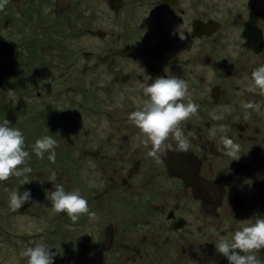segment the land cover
<instances>
[{
	"label": "rangeland",
	"instance_id": "rangeland-1",
	"mask_svg": "<svg viewBox=\"0 0 264 264\" xmlns=\"http://www.w3.org/2000/svg\"><path fill=\"white\" fill-rule=\"evenodd\" d=\"M157 17L169 20L167 14L157 13ZM173 21L171 33L179 39L182 18L175 16ZM153 29L152 37V0H115L112 4L109 0H7L0 10V124L6 119L11 127L21 130L31 157L27 166L32 169L31 173L0 182V264H10L12 258L16 264H27L19 253L41 242L56 253L54 264H150L146 261L151 258L140 253V241L148 236L149 226H161V220L152 216L151 200L141 197V170L125 185L140 195L143 218L129 220L136 211L123 203L113 175H118L119 181L126 177L124 170L132 160L123 164L122 156L112 154L111 148L109 153L100 151L87 158L84 143L97 145L98 140L85 136L100 128L102 136H115L120 151L130 153L128 117L132 108L141 107L148 97L143 94L141 79L119 75L114 82L118 76L115 73L113 79L104 64L98 65V58L114 51L116 66L118 37L124 46L125 42H142V53L137 56L152 58V41L157 44L168 35L158 26ZM112 47L111 51L104 50ZM133 48L137 51L135 45ZM126 67L123 62L125 74ZM219 71L204 75L219 80ZM184 81L188 87L193 85ZM10 92L19 96L15 105L8 100ZM190 99L197 104L200 97L191 95ZM97 104L100 111L92 108ZM253 111L252 121L264 127L260 109ZM110 125L117 129L111 131ZM46 135L58 143L55 163L48 160V153L41 160L31 150L35 141ZM53 171L57 179L52 184L47 179ZM26 179L29 182L22 184ZM56 184H62L66 191L79 189L95 218L83 215L73 223L66 213L53 214L46 195ZM16 189L20 193L30 190L31 200L13 212L8 199ZM194 195L197 201L192 204H203L205 191ZM215 218L209 212L205 215V220ZM220 219L229 220L223 216ZM134 243L138 245L133 250L130 244Z\"/></svg>",
	"mask_w": 264,
	"mask_h": 264
},
{
	"label": "flooded vegetation",
	"instance_id": "flooded-vegetation-1",
	"mask_svg": "<svg viewBox=\"0 0 264 264\" xmlns=\"http://www.w3.org/2000/svg\"><path fill=\"white\" fill-rule=\"evenodd\" d=\"M112 1L115 0H109L110 4ZM112 6L114 8V3ZM157 13L169 15L168 22L157 17ZM175 16L182 18L179 39L171 33ZM156 26L168 35L157 44L152 41V58L137 56L142 53L139 50L142 42H125L124 46L117 36L116 66L112 60L114 51L111 55H99L98 65L104 64L113 79L118 76L114 82L119 80V75L134 81L143 80L139 75L143 69L152 79L176 76L193 83L188 91L200 97L198 113L181 124L191 148L188 152L176 153L183 168L187 165L185 178L172 174L167 167V159L173 157L174 152L162 150L159 163L148 157L151 145L144 146L145 137L129 119L130 153L118 149L119 141L114 135L108 139L96 128L85 137L98 143L91 146L85 142V156L90 158L100 151L109 153L111 148L112 154L122 156L123 164L132 160L124 170L126 177L119 181L118 175H113L120 185L123 203L136 211L129 220L143 218L140 195L125 185L138 177L141 170L138 178L143 188L141 197L151 200L152 216L161 220L163 226L152 223L148 236L140 241L143 242L140 253L151 258L146 263L228 264L216 251L218 238L230 237L242 225L253 223L256 217L264 218V127L252 121L254 109L242 107L243 103L258 104L264 118V95L248 91L251 72L264 65V0H152V37ZM113 47L104 50L111 51ZM123 62L127 64L126 74ZM218 69L219 80L212 81L204 75ZM92 108L101 110L99 104ZM110 129L117 128L110 125ZM212 130H216L214 137L210 135ZM223 136L240 145L238 159L231 160L217 151ZM170 142L172 137L165 141ZM202 187H205L204 201L197 199L203 204L194 206L192 203L197 201L194 192ZM208 212L215 215L216 220H205ZM220 216L229 220H221ZM137 245L130 244V247L134 250ZM256 255L264 259V249ZM118 256L131 263L129 258Z\"/></svg>",
	"mask_w": 264,
	"mask_h": 264
},
{
	"label": "clouds",
	"instance_id": "clouds-1",
	"mask_svg": "<svg viewBox=\"0 0 264 264\" xmlns=\"http://www.w3.org/2000/svg\"><path fill=\"white\" fill-rule=\"evenodd\" d=\"M6 2L7 0H4L0 3V10ZM139 75L143 77V94L148 99L143 101L141 107L131 112L128 119L145 137L144 146L151 145V150L147 153L148 157L159 163V153L162 150L166 149L174 153L188 152L191 143L184 135L181 124L197 115L199 105L190 99L191 93L188 91L187 83L176 76H160L152 79L143 69ZM150 79L151 83H148ZM248 91L253 93L258 91L260 95H264V65L251 72ZM186 97L189 99L184 103ZM8 100L15 105L19 96L10 92ZM242 107L256 111L260 109L258 104L252 102L243 103ZM10 125L6 119L0 124V182L32 171L31 167L27 166V161L31 157L29 151L25 150V137L20 129ZM215 132L216 130H212L210 135L214 137ZM170 136L172 142L165 144ZM56 147H58L57 141L46 135L37 139L31 150L41 160L44 159L45 153H48V160L55 163ZM217 151L223 152L232 160L239 158L241 147L233 139L223 136L221 147ZM56 179V173L53 171L47 180L53 184ZM27 182L29 180L26 179L22 184ZM46 198L51 201L50 208L53 214L66 213L73 223L78 222L83 215L91 219L95 218V212L89 210L87 200L79 189L66 191L62 184H56L55 189L46 195ZM30 200V190L20 193L16 189L9 194L8 206L11 211L17 212ZM215 247L217 253L227 259L228 264H264V259L256 255L259 250L264 249V218L256 217L253 223L242 225L230 237L220 236L215 242ZM55 255V252L50 251V246L43 242L27 247L19 253L21 258L26 259L27 264H54ZM10 264H16L15 258L11 259Z\"/></svg>",
	"mask_w": 264,
	"mask_h": 264
},
{
	"label": "water",
	"instance_id": "water-1",
	"mask_svg": "<svg viewBox=\"0 0 264 264\" xmlns=\"http://www.w3.org/2000/svg\"><path fill=\"white\" fill-rule=\"evenodd\" d=\"M170 160H171V161H170ZM168 161H170V162H169V171H170L171 173L177 175L178 177L184 179V178H185V175H183V174L181 173V171L184 170V168H183V165L180 164V161L177 160V159H172V157L169 158ZM177 168H179L180 170H178ZM193 171H194V170H193ZM184 174H185V173H184ZM194 174H195V172H194Z\"/></svg>",
	"mask_w": 264,
	"mask_h": 264
},
{
	"label": "bare ground",
	"instance_id": "bare-ground-1",
	"mask_svg": "<svg viewBox=\"0 0 264 264\" xmlns=\"http://www.w3.org/2000/svg\"><path fill=\"white\" fill-rule=\"evenodd\" d=\"M42 122H45V120H42ZM172 159H176V153H174ZM177 160H178V159H177ZM170 161H171V160H170ZM170 161H167V167H168V169H169V162H170ZM177 169L180 170L179 168H177ZM186 169H187V165L185 164V165H184V170L181 171V173H182L183 175H185L184 173L186 172ZM72 176L75 178L74 175H72ZM204 188H205V187H202L203 191H205ZM75 242H76V241H75ZM105 243H106V241H105ZM224 264H226V262H225Z\"/></svg>",
	"mask_w": 264,
	"mask_h": 264
},
{
	"label": "trees",
	"instance_id": "trees-1",
	"mask_svg": "<svg viewBox=\"0 0 264 264\" xmlns=\"http://www.w3.org/2000/svg\"><path fill=\"white\" fill-rule=\"evenodd\" d=\"M6 232H7V230H6ZM22 238V237H21Z\"/></svg>",
	"mask_w": 264,
	"mask_h": 264
}]
</instances>
